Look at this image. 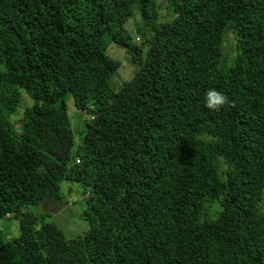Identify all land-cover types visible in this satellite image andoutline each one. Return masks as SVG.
<instances>
[{"label": "trees", "instance_id": "1", "mask_svg": "<svg viewBox=\"0 0 264 264\" xmlns=\"http://www.w3.org/2000/svg\"><path fill=\"white\" fill-rule=\"evenodd\" d=\"M165 1L0 0V264H264V0Z\"/></svg>", "mask_w": 264, "mask_h": 264}, {"label": "rangeland", "instance_id": "2", "mask_svg": "<svg viewBox=\"0 0 264 264\" xmlns=\"http://www.w3.org/2000/svg\"><path fill=\"white\" fill-rule=\"evenodd\" d=\"M158 3L162 4L164 7L166 6L165 0H158ZM166 12H167L166 8H164L162 13L166 15L167 14ZM125 28L130 33L131 37L133 38V42H136L138 45H140L141 40H135L134 38L135 31H134L133 22L131 19L125 24ZM233 47L234 46L232 43V38L231 36H229L228 41L224 42V45H223L224 54L227 56H232ZM106 55L113 58L114 60H119L121 62V66L117 71L118 75H120L121 82L128 81L133 77L135 68L127 60V54H126L125 49L115 44H111L106 50ZM23 98L20 99L21 100L20 105H22ZM30 102L32 104L31 100ZM30 102L27 103L26 101H23V104L26 107L30 105ZM68 104H69L68 105L69 113L71 114L72 113L71 108L73 107L72 100H69ZM21 111L22 109H20L17 115L15 116L17 119L19 118V116H21ZM14 125L15 126L18 125L17 121L16 123H14ZM72 153H74V150ZM68 186L69 187H66L65 183L62 184L63 189L64 187H66L65 189L66 192H64L62 196V199H63L62 207H59L58 212L56 213L53 212L51 219H52V222L56 223L57 226L62 228L64 232L70 237V236H75L78 233H81L84 229L85 223L82 220V218L79 216L80 213L79 214L77 213V210L80 209V207L82 206L81 195H80V191H82V189H79L78 188L79 186L76 184H71ZM69 188L72 189L73 191L69 192ZM67 202H69L68 205L66 204ZM263 207H264V204H263ZM0 231H1V235L3 236L4 240L17 237L18 235L17 221L14 218H1L0 219Z\"/></svg>", "mask_w": 264, "mask_h": 264}, {"label": "clouds", "instance_id": "3", "mask_svg": "<svg viewBox=\"0 0 264 264\" xmlns=\"http://www.w3.org/2000/svg\"><path fill=\"white\" fill-rule=\"evenodd\" d=\"M135 40H139L136 38ZM229 97L216 89H209L205 93V106L212 111H219L225 105L230 104Z\"/></svg>", "mask_w": 264, "mask_h": 264}]
</instances>
